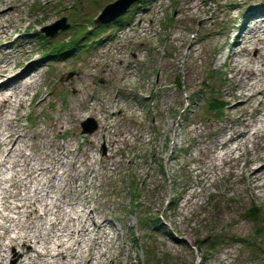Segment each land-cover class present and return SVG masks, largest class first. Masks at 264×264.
<instances>
[{
	"label": "rangeland",
	"instance_id": "374dc122",
	"mask_svg": "<svg viewBox=\"0 0 264 264\" xmlns=\"http://www.w3.org/2000/svg\"><path fill=\"white\" fill-rule=\"evenodd\" d=\"M113 1L0 0L8 12L0 57L15 58L17 71L30 62L39 68L19 123L10 124L45 130L29 148L35 157L65 144L84 161L71 169L73 177H57L47 202L67 201L58 219L74 228L76 213L91 230L94 219L104 224L105 264H264V171L254 175L249 164L253 158L254 167L264 165V101L249 102L241 116L237 108L250 90L243 85L236 90L242 98L231 94L229 62L245 19L264 13V0H141L121 24L99 30L105 25L94 20ZM62 18L69 27L46 35L43 28ZM85 29L91 34L74 43ZM254 81L264 89V75ZM212 97L226 102L220 118L209 110ZM16 107L13 101L5 116ZM70 109L79 114L75 122L54 130L52 119L65 122ZM88 118L97 127L82 133ZM241 130L249 139L231 140L230 150L222 144Z\"/></svg>",
	"mask_w": 264,
	"mask_h": 264
},
{
	"label": "bare ground",
	"instance_id": "6f19581e",
	"mask_svg": "<svg viewBox=\"0 0 264 264\" xmlns=\"http://www.w3.org/2000/svg\"><path fill=\"white\" fill-rule=\"evenodd\" d=\"M11 8L13 10V4H11ZM6 14H8L7 11L0 9V36L7 34L3 21ZM250 20H254L252 28L249 24ZM245 30L247 35H245ZM237 37L240 38L236 42L239 51H235L229 61L232 65V83L235 88L231 94L236 98L243 96V92L241 94L236 92L237 88H241L243 85H247V89L250 90V94L246 95L242 105L237 108L238 110L241 107V116L243 117L247 112L249 102L262 105L264 101V89L256 87L257 84L254 81L258 73L264 75V13L257 15L255 12H251L245 19L243 32ZM13 46L14 41L5 47L10 49ZM22 48L26 49L24 46ZM11 53L12 51L9 50L8 54ZM236 55L241 56L240 61H234L233 57ZM9 59L7 56L0 57V264H81L82 262L91 264L94 259L96 264H105L102 260L105 254L101 251L104 224H99L94 219L93 225L96 230H91L86 220H82V216L76 213V218L80 220L78 222L80 228H74L69 223H62L58 219L63 210V202L67 201L61 199L57 201L58 197H56V201L51 205L46 200L49 194L57 188L56 179L58 176L66 174L71 178L73 177L71 169L76 168L78 163H84V161L79 162L78 151L69 145L50 144L46 147L48 151L44 158L41 155L35 157L33 153L29 152V148L32 149L38 144L40 138L44 136L45 130L39 126L29 132L27 128H23L19 124H15V126L10 124L14 121L19 123L20 114L18 111L25 106V95L29 94V90L39 79L37 73L39 68L35 66V62H30L26 67L17 71L16 67L10 65L11 62L14 63L15 58L10 62ZM28 59H34V56L28 55ZM13 101L17 102L15 115L9 113L5 116V109L11 107ZM78 116L77 111L70 109L66 113V117L63 116L65 122L61 117L56 120L52 119L51 127L54 130L65 129L67 124H73ZM98 133L95 131L92 134L94 139L99 140ZM235 133L236 136L222 141V144L229 148L231 140L240 136H249L247 130ZM28 134H31L32 137H29ZM259 136H264V130L259 133ZM249 141L253 143V141ZM238 148L235 147V149ZM91 150L93 148L83 151L88 154ZM48 156L49 158H47ZM67 157H71L70 163L67 162ZM249 164L251 173L254 175L264 171V165L253 166L255 164L253 158H250ZM59 170H62V174H58ZM34 173H36L35 181L32 182ZM49 173L51 176L44 180L46 174ZM34 183L35 186L32 189ZM20 187L27 191L26 195L22 196ZM29 192L31 195L28 194ZM83 205V203L80 204L81 207ZM40 207L41 212L39 211ZM53 208L56 210L53 211ZM49 212H53L52 214L55 215L54 220L51 218L48 220ZM65 213L70 216L68 221H74L67 211ZM37 221H40L39 225L36 224ZM92 232L94 235L90 237L89 234ZM84 236L87 237L86 240ZM95 249L98 251L96 256L93 252ZM71 257L76 261L67 263V259Z\"/></svg>",
	"mask_w": 264,
	"mask_h": 264
},
{
	"label": "water",
	"instance_id": "95a60500",
	"mask_svg": "<svg viewBox=\"0 0 264 264\" xmlns=\"http://www.w3.org/2000/svg\"><path fill=\"white\" fill-rule=\"evenodd\" d=\"M139 0H115L111 3H107L102 11L98 14L94 23L97 26L111 23L116 20L124 13H126L130 6ZM69 27V24L66 23V18H62L55 22L52 25H48L43 28L46 35L54 36L59 30H65ZM97 124L93 120V118H88L84 122H82V133H91L96 129ZM205 241V240H203Z\"/></svg>",
	"mask_w": 264,
	"mask_h": 264
},
{
	"label": "trees",
	"instance_id": "16d2710c",
	"mask_svg": "<svg viewBox=\"0 0 264 264\" xmlns=\"http://www.w3.org/2000/svg\"><path fill=\"white\" fill-rule=\"evenodd\" d=\"M121 20L119 21H116L115 24L117 23H120ZM107 25L103 26V27H99L98 29L99 30H103V28H106ZM97 28V27H96ZM82 36H81V39L80 40H74L73 42L74 43H79L81 42V40H83V38H86L87 35L91 34V30H84L83 32H81ZM83 37V38H82ZM71 47H75V44L74 45H71ZM64 49V48H63ZM60 49H55V50H52V53H57ZM66 50V48L64 49ZM65 53H62L61 56H63ZM209 105V110L211 112H213L215 114V116L217 118H220L222 116V111L224 110V108L226 107V102L222 101L221 99L219 98H216V97H212L210 98V101L208 103ZM257 213H254V214H250V217H254V215H256Z\"/></svg>",
	"mask_w": 264,
	"mask_h": 264
}]
</instances>
